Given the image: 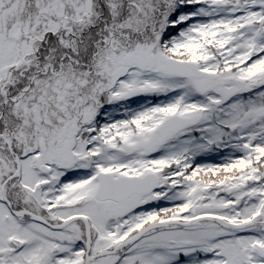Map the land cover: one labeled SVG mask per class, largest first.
Masks as SVG:
<instances>
[{"label":"snow or ice","instance_id":"6c2138e0","mask_svg":"<svg viewBox=\"0 0 264 264\" xmlns=\"http://www.w3.org/2000/svg\"><path fill=\"white\" fill-rule=\"evenodd\" d=\"M0 264H264V0H0Z\"/></svg>","mask_w":264,"mask_h":264}]
</instances>
